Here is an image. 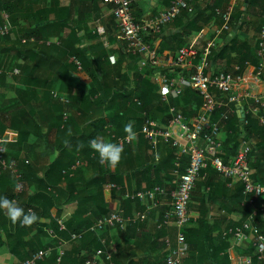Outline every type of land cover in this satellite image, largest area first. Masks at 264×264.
<instances>
[{"label": "crops", "instance_id": "0c3cea01", "mask_svg": "<svg viewBox=\"0 0 264 264\" xmlns=\"http://www.w3.org/2000/svg\"><path fill=\"white\" fill-rule=\"evenodd\" d=\"M244 1L245 0H187L185 2L182 7L181 15L177 17L180 22L184 24V27H178L177 31L184 32V30H187L186 32H191V35L187 37L184 48L192 50L195 56L187 58L184 62L180 63L179 52L173 53L171 51H166L163 55H159L157 52V62L156 64H152L157 70L154 75L149 77L152 88H139L141 93H143L141 96L143 100H135V106H130L131 113H129V117L132 119L130 123H137L141 118L143 126L145 120L144 114L154 119L151 115L152 113L156 116L155 120L169 125V118L171 115L163 111L165 106L160 103L158 98L163 94L162 88L155 82V76L167 74H169V76H174L182 70V73L185 74L186 77H189L194 70V66L200 62V58L207 44L211 41H215L216 47L209 58L211 63L210 71L224 73L234 76L235 78L241 77L240 81L235 82L234 88L239 96H243L242 103L238 104L236 108L238 117L244 120L246 114H249L253 117L252 123L258 121L261 126L264 125L260 121V117H264V108L260 110L259 115H255L252 112L254 108L253 97L264 95V74L258 77L256 73V66L258 63V56H256V53L260 32L264 25L262 19L264 9L259 3L249 7L250 0H248V2L247 0L246 2ZM15 2H19L20 7L27 3L35 2L42 18L50 19V21L68 18L69 22L66 24L68 27L65 29L66 32L63 33V39L65 41L67 40V36L70 33L69 28H80L82 42L80 47L90 49L94 46H98L99 50H97V55L100 59H104V55L107 57L105 59L106 65L102 66L104 71L106 73L109 71L112 79L115 78L114 75L116 73H120L124 76L123 81L118 80L120 83L115 88L118 97L111 95L113 98L112 101L103 103L105 105L101 104L100 106H96L91 104L90 106L83 101H79L77 96L87 92L89 85L86 82L87 76L83 78L80 68L77 69L68 86V88H72V93L66 90L62 91L61 80L58 79L59 75L64 72L62 61L65 60L69 52L76 47L75 42L64 43L62 46L59 45L60 43L58 44L59 46L54 45V43L50 46L45 44L44 46L46 47L43 48L44 54L42 57L41 55L37 57L39 62L37 69H27L22 75L19 69H17L19 70L18 74H6L7 80H4L0 85V93L4 94L0 103L5 116H13L20 108H27L29 111L32 110L38 113L39 124L42 127L43 137L37 140L33 148L28 147L31 152L30 160L32 162L38 160V167L45 168L52 159H55L61 153L63 148L72 151V154H74L76 147L74 142L76 140L78 141V139L80 140L81 137L79 136L82 132H84L83 134L91 135L95 138L97 144L102 147V153L105 156L110 153L113 154L115 148L111 143V139L108 136L102 135L103 129L99 127L102 125L100 122L103 115L102 110L104 111L105 107L118 109L119 106H125L126 91H129L133 95L139 93L133 84L136 81V76L141 72L142 66L138 61L141 60V57L134 59L123 50L125 41L118 27L117 20L112 14V6L104 4L102 0H0V25L8 24L14 29V26L11 24V14L9 11H6V8L12 12L14 10L13 5L18 4ZM131 4L135 21L144 24L152 22L161 12H164L168 8L170 2L167 4L163 0H131ZM229 8H232L229 30L223 31L218 35V30H220L224 24L222 14L226 13ZM246 9L247 11L242 15L239 24H236V14H238L240 10L245 11ZM78 10L82 18L79 19L77 15H73V18L69 19L67 13L70 14L71 11L73 14H76L75 11ZM195 16L199 17L198 20L192 21ZM189 21L193 23L191 27L193 31L188 28ZM171 22L172 21L169 23ZM169 23L162 26L161 32H165L162 36L169 35V29L171 28V24ZM99 27L105 29L104 35L98 34L97 30ZM194 27H201V29L195 31ZM147 35L148 39L151 38L150 33ZM15 39L16 35L12 32L8 38L0 41V62L8 67V70H16V63L23 64L25 62L24 53H17L11 50L10 46ZM49 40H53L55 44H57L56 37H52ZM234 40H236L235 44L232 43ZM161 43L162 41L158 40L154 45L152 44V46L149 43L147 44L156 50ZM99 46L102 47L100 48ZM9 56L10 58L8 59ZM245 57L248 60L241 63V60ZM114 66H117V68L115 69ZM17 76H22V83H18V81L15 80ZM124 80H127V82ZM53 86H55V89L50 93ZM190 87L196 90L192 86ZM187 88H185L182 96H185L184 94ZM97 89L100 93H104L105 91H109L111 87H103L100 85ZM211 92L218 104L226 102L227 98L225 95L214 89ZM245 92H249L252 97L245 98ZM54 93H58L60 97L57 95V98H60L61 101L62 98H64L66 100L64 102L66 103H68V99L70 100L74 97V100L70 103V105L74 106L72 109L64 106V111L68 112L69 115L67 128H60L57 126V123L60 121L58 116L60 112L52 102V96L56 99ZM172 99L176 98H170L166 103L168 106L171 104ZM142 102L146 103L144 106L147 108L143 111H141V108H143ZM203 105L198 111H196L197 105L195 102L186 103L181 101L178 106L172 105L171 107L174 106L177 110H181L188 118V121H192L202 111ZM240 106L243 107L244 111L243 119L239 113ZM215 117L216 114H213L210 116V120L213 122L218 121ZM225 126H221L220 132L217 135V139L223 144L222 153L219 156L222 160L224 159L223 161L225 163L231 164L234 156L239 152L242 146L243 138L242 136L238 139L235 138L234 133L227 131ZM235 127L236 125H234L232 130H234ZM171 129L175 133L178 131L176 127ZM140 131L138 135L141 134ZM255 135L257 134H254L253 138H251L252 142L259 143V138ZM129 138V140L133 142L132 136H129ZM234 140L237 142L236 144H234ZM147 141L151 144L149 140ZM262 149L264 150V146H262ZM146 150H149L148 152L150 154L152 152L155 154L157 163H160V165L155 164L157 167L156 172L152 171L149 172V174L136 173L134 177L130 179L127 185L128 188L130 191H135L136 193L137 191H146L156 186H161L166 189V192L170 193V191L178 187L180 175L185 172L188 165V156H179L176 149L177 155L171 157L172 147L164 143H160L156 147L153 146L151 149H148V146L144 149H142V147L138 149L137 144L134 143L135 153L140 151L144 154H148ZM174 150L175 148L172 151ZM24 152L26 151L21 152V157L25 155ZM178 162L180 163V167L177 174L176 163ZM83 167V180L92 178L98 171V169L93 170L87 165ZM210 167H212V171L209 182L214 186L218 185L220 191V187L224 185L225 182H228V194L230 198H232V201L230 202L221 197L220 194L214 193L213 197L215 200L208 201L211 186H202L201 182H203V180L197 182L190 202V211L196 217H205L206 226L200 229L197 224L186 226L191 231L189 232L190 243L187 241L190 250L185 257V261L188 264H198L197 259H195V254H197V249H200L204 256L200 264H227L226 262L229 258L230 264H252L253 258L257 255L253 235L246 233L244 237L234 236L229 235L228 230L236 226L242 227L246 220V212L253 211V207L249 206L245 208L241 205L240 187L242 183L237 178L222 177L212 165ZM252 170L255 174V170L253 168ZM256 181L259 182L258 180ZM3 189L4 186H1L0 207H3L5 215L0 216V223H2V225H0V233L8 240L10 237H13V235H6L2 230L11 228V224L7 222L8 216L11 217L13 224L15 220L13 219L12 207L3 205ZM30 191H35L34 185L30 188ZM107 194L110 196V192ZM112 202H114L115 205L114 210L122 205L127 212L124 202H122L119 197H116ZM202 207L208 209L207 213L201 211ZM74 208L75 206L72 204L66 206L64 208V214H69ZM132 210L133 207L130 208V213H132ZM157 211V213H152L149 220L133 224L127 230L109 228L104 232H100L97 237L101 239V243L102 240L106 242V245L102 244V248L112 252L111 262L103 260L100 264H163L165 261L163 256L165 254L166 257L168 254L165 241L166 239H171L174 243L177 231L175 217L172 215L166 227L158 229L156 224L157 219L163 221L166 215L173 211L172 199L169 195L161 198V205ZM256 224L261 232L264 233V217H258ZM34 237H37V233H28L24 236V240L29 242ZM53 238H55V235H50L49 233V236H45L38 241L44 246L50 247L54 243ZM202 239H204L205 242L209 241L206 245L207 247H205V243ZM61 242L64 243L65 254L69 261L68 264H76L77 258L75 255L78 251L83 252V254L86 251H93L92 247H89L86 251L81 249V242L74 243L66 240ZM76 244L78 245L75 247ZM114 247L116 248L115 252L113 251ZM74 248L75 250L73 252ZM21 254L23 253L21 252ZM20 262L21 260L13 254L9 246L3 245L0 247V264H20Z\"/></svg>", "mask_w": 264, "mask_h": 264}, {"label": "trees", "instance_id": "16d2710c", "mask_svg": "<svg viewBox=\"0 0 264 264\" xmlns=\"http://www.w3.org/2000/svg\"><path fill=\"white\" fill-rule=\"evenodd\" d=\"M163 1L167 4L170 2L168 5L169 7L172 0ZM244 2H246V0ZM15 3L18 4L13 5L14 10L12 12L8 8H6V11H9L11 14V24L14 26L12 32H14L16 35V39L10 46L11 50L17 53L25 54V62L23 64H15V68L21 71V75L22 73L26 72L27 69L35 70L38 68L39 62L37 57L40 55L42 57L44 54L43 48L46 47L44 46L45 43L49 41L50 38L56 37V39L60 42V46H62L64 43L72 42H75L76 45V47L69 52L68 57L62 61L64 72H62L58 78L61 80L62 91L66 90L71 92L72 88H68L69 83L77 69L80 68L83 78L87 76V81H85L89 85L87 92L77 96L79 101H83L90 106L91 104L100 106L107 101H112L113 98L111 95L118 97L115 88L120 83L118 80L123 81L124 76H122L120 73H116L113 80L110 77V72L108 71V73H106L104 71L102 66L106 65L105 59L107 57L104 55V59H100V57L97 55V50H99L98 46H94L90 49H84L80 47L82 44L80 28H69L70 33L68 34L67 40L65 41L63 39V33L66 32L65 29L68 27V25H66L69 22L68 18L50 21V19L42 18L41 14L38 12V7L36 6L35 2L27 3L22 7H20L19 2ZM256 3L261 4L264 9V0H250L249 7L255 5ZM247 9L245 11L240 10V12L236 14V24H239L242 19V15L246 13ZM75 13L76 14H73L71 11L70 14L67 13L69 19H72L73 15H77L79 19L82 18L79 10L75 11ZM198 18V16H195L192 21L198 20ZM192 21H189L188 23V28H190L191 31H193L191 28L193 25ZM169 24H171L169 35L162 36L165 32L162 31L156 33L151 30L149 32L151 34V38L148 39V35L146 36V41L151 46L152 44L154 45V43L158 40L162 41L160 46L156 49L159 55H163L166 51H171L173 53L179 52L185 47L187 37L191 35V32H186L187 30H184V32L177 31L178 27H184V24L180 22L179 18L175 19ZM194 28L195 31L201 29V27ZM4 39L5 38L0 39V41ZM31 39H34V42H32ZM232 43L235 44L236 40H234ZM54 45L59 46L55 43ZM99 47L101 48L102 46ZM123 50L125 51V47ZM128 55L134 59L140 58V56H134L129 53ZM9 58L10 56L8 59ZM75 60H77L80 65H78ZM247 60L248 59L245 57L243 60H241V63H244ZM138 61L140 63V60ZM0 66H2L6 72L13 70H8V67H6L1 62ZM114 67L115 69L117 68V66ZM156 70L157 68H155L152 64L142 67L141 72L136 76V81L133 84L139 93L137 95H133L129 91H126L125 106H119L118 109L105 107L104 111L102 110L103 115L102 120H100L102 125L99 126L100 129H103L101 134L108 136L115 148L114 153H110L107 156L102 155V147L97 144L93 136L83 134L84 132H82L79 136L81 137L80 140L77 138L78 141L76 140L74 142L76 145L74 154H72V151L63 148L61 153L55 159H52V161L45 168L38 167V160L33 162L30 160L31 152L28 148H33V146L36 145L37 140L43 137L42 127L39 124L38 113L32 110L29 111L27 108H20V110H18L17 113L15 112L13 116L6 117L0 103V138L5 149L3 152V159L12 168H16L20 174V177H17V175L9 169L0 170V187L4 186V189L2 190L4 194L3 205H9L12 207L13 219L15 220L13 224L11 217H7V222L11 224V228H6L2 231L5 232L6 235H13V237H10L7 240V238L0 233V247L3 245L9 246L13 254L21 260L20 263L30 259L34 253L49 248L44 246L42 243H39L38 240L45 236H49L50 231L53 230L55 232V238H53L54 243L50 247H56L58 243L63 240L70 241L73 234L83 233V236L80 240L72 242H81V249H84L85 251L89 247L93 248L94 252L86 251V254H83V252L78 251L76 253V264H85L87 259L91 258L97 252V250L102 248L101 239L97 237L99 233L90 232L88 229L92 227L100 218L106 216L115 209L114 202L112 201L115 200L118 195L115 191H110V196H108L107 193L109 192L105 188L106 184L115 183L121 186L125 191L134 193L135 191H130L127 185L130 179H132L136 173L149 174V172L152 171L156 172L157 167L155 164L160 165V163H157L155 154L153 152L151 154L148 152L149 150H146L148 154H144L140 151L137 153L134 152V143L137 144L138 149L141 147L144 149L147 148V146L148 149H151L153 146L144 138L143 135H138V132L142 126V119L140 118L138 122L136 121L137 123H130V120L132 119L129 117V113H131L130 106H135L134 101L143 100L141 98L143 93H141L139 88H152L149 77L154 75ZM6 74L7 73L0 75V85L4 80H7ZM176 74L177 75L174 76H186L182 73V70ZM167 75L169 76V74ZM15 80H17L18 83H22L23 81L22 76H17ZM124 81L127 82V80ZM100 85L103 87H111V89H108L109 91H105L104 93H100L97 89V87ZM54 89L55 86L51 88L50 93L53 92ZM184 95L185 96H180L177 99H172V102L169 106L166 104L167 102L163 100L162 96L158 97L160 103L165 106L163 110L164 113L166 112L168 115H170V107L172 105L178 106L181 101L186 103L195 102L197 105L196 111H198V109L203 105L204 101L202 96L198 91L193 90L191 87L186 89ZM3 96L4 94L0 93V101ZM52 99L54 106H56L60 112V115H58L60 121L57 123V126L60 128H67L69 115L68 112L64 111V106L67 108L70 107L72 109L74 106L70 105V103L74 100V97H72L70 100L68 99V103L61 101L60 98L57 97L55 99V97L53 98L52 96ZM142 104L143 108H141V111L146 110L147 108L144 106L146 103L142 102ZM236 108L237 106H235V109ZM226 111L227 107L225 106L217 107L214 112V115L216 114L215 118L220 120L222 114H224ZM151 115L155 120L156 116L152 113ZM252 121L253 117L249 114H246V118L241 120L238 117L236 110L235 114L231 115L227 121L220 123V129L221 126L223 127L226 125V130L234 133L235 138L238 139L240 136H245V139H248L252 143L250 164L255 170L254 180H258L259 183H262L264 182V150L262 149V146H264V125L261 126L258 121L256 123H252ZM234 125H236V127L234 130H232ZM254 134H257L255 136L259 138V143L252 142L251 138H253ZM129 136H132L133 142L126 139ZM31 137L35 139V143L31 142ZM120 139L124 141L122 145L119 144ZM233 142L234 144L237 143L235 140ZM173 149L174 148H172V150ZM172 150L171 152L173 154L171 153V157H175L177 155V151L176 149L174 151ZM23 151L26 152H24L25 155L21 157V152ZM78 160L87 161L88 167H91L93 170L98 169L97 173H95L92 178L83 180L82 177L84 167H79L76 170L72 169ZM211 171L212 167H209L207 170V176L205 179H203V182H201L202 186H211V192L209 193L208 201L215 200L213 197L214 193L220 194L221 197L231 202L232 198H230L228 194V182H225L224 185L220 187V191L218 189V185L214 186L209 182L211 178ZM33 185L35 186V191L31 192L30 188ZM19 186L22 187L20 192L18 190ZM243 189L244 186L241 185V205L245 200ZM71 204L75 206L74 210L65 215L64 208ZM124 206L127 210V212H125L130 215L132 202L126 200L124 201ZM242 206L245 208L249 207L248 205ZM138 207L139 209H143V207L140 205H138ZM201 211L203 213H207L208 209L202 207ZM4 212L5 211L3 207H0V216L5 215ZM251 212L252 211L246 212L245 219L250 216ZM197 217L198 221L196 223H191L188 226L197 224L199 229L205 227V217ZM257 218L254 219L255 224ZM59 219L64 221L65 229L63 230L60 228L58 222ZM0 225H2V223H0ZM187 227L184 228L183 232L186 236V240L190 243L189 232L191 230ZM32 232H35V234L37 233V237L32 238L29 242L25 241L24 236ZM50 235L52 234L50 233ZM202 240L205 243V247H207L206 245L209 243V241L205 242L204 239ZM77 245L78 244H76L75 247ZM74 250L75 248L73 249V252ZM21 252L23 254H21ZM58 254V251L55 249L49 257L44 258L36 264H57ZM195 255L197 263L200 264L204 257L201 250L197 249V254ZM166 257L164 254L163 258L165 260ZM68 263L69 261L65 254L62 264ZM226 263L230 264V258ZM163 264H166L165 261ZM252 264H264V260L260 259L259 256L256 255L252 260Z\"/></svg>", "mask_w": 264, "mask_h": 264}, {"label": "built area", "instance_id": "2783aa9c", "mask_svg": "<svg viewBox=\"0 0 264 264\" xmlns=\"http://www.w3.org/2000/svg\"><path fill=\"white\" fill-rule=\"evenodd\" d=\"M104 4L112 6V14L117 20L118 27L125 41V51L134 56H140V65L145 67L148 64H156L157 51L147 44L146 36L154 30L157 33L161 32L162 26L166 25L170 21L175 20L181 15L182 7L187 0H172L171 5L161 12L152 22L138 23L134 19L131 0H102ZM232 8L222 14L224 24L217 34L220 35L223 31L229 30V23L231 19ZM264 22V11L262 14ZM99 35H104L105 29L99 27L97 30ZM12 34V28L8 24L0 25V39L9 37ZM34 42V39H31ZM25 42V41H24ZM55 41H47L45 44L52 45ZM56 43L60 42L56 40ZM216 47V42L211 41L207 44L200 62L194 66V70L189 77L186 76H168L159 75L155 76V82L162 88V98L165 102L170 98H179L183 95L185 88L192 86L195 88L204 100L202 111L192 121H188V118L183 114L181 110H177L175 107H170V121L169 125L160 123L148 117L146 114L144 124L140 133L151 142L153 146H158L160 143L175 148L180 155L188 156V165L183 174L180 175V181L178 187L170 193L166 192V189L161 186H156L150 190L139 191L129 193L125 191L121 186L115 183L106 184L107 191H115L122 202L129 200L132 202V213L126 214L122 205L116 210L111 211L106 216L100 218L92 227L88 230L90 232H104L109 228H119L121 230H127L133 224H138L149 220L152 213H157L159 206L161 205V198L169 195L172 199L173 211L166 215L163 221L156 220L157 228L162 229L169 224V219L172 216L175 217V226L177 228L175 242L171 239H166V247L168 254L165 260L166 264H188L185 261V257L190 250L189 243L186 240V236L183 232L184 228L191 223H196L198 218L194 216L190 211V202L192 194L196 188V184L199 180L205 179L207 176V170L212 165L217 172L225 178H237L244 186L243 194L245 200L242 205H248L253 207V211L250 216L245 220L242 227L236 226L228 230L229 235L244 237L246 233L252 234L254 237V244L256 247V254L260 259L264 260V234L259 229L258 225L254 223V219L257 217H264V182L259 183L254 180V173L250 166V153L252 151V143L242 136V146L234 157L231 164H226L219 156L222 153L223 144L217 139V135L220 132V123L225 122L229 117L235 114V106L241 104L243 96H239L234 88L235 82L240 81L241 77H234L224 73H216L211 70L210 56ZM195 53L188 49L183 48L179 51V62H184L187 58H192ZM258 64L256 66L257 76L264 74V25L261 29L258 43ZM78 65L79 62L75 60ZM178 62V63H179ZM18 74L19 70L7 71L0 66L1 74ZM217 90L226 96L227 100L224 103L218 104L215 100L212 90ZM57 97V94H55ZM245 98L252 97L249 92H245ZM62 101H66L62 98ZM254 108L252 112L255 115H259L260 110L264 108V95L259 97H253ZM227 107V111L222 114L220 120L213 122L210 120L217 107ZM260 121L264 124V117H260ZM176 127L178 129L175 133L171 128ZM127 140L130 138L127 137ZM120 145L124 143L122 139L119 140ZM4 147L2 140L0 139V170H11L17 177H20L16 168H12L4 159L3 152ZM104 156V154H103ZM87 162L78 160L73 170L79 167L86 166ZM176 173L180 163H176ZM19 192L22 187L19 186ZM262 199V200H260ZM138 205L143 207L139 209ZM60 228L65 229L64 221L58 220ZM52 235H55L53 230L50 231ZM83 233L73 234L71 236L72 241H78L82 238ZM102 244L106 245V242L102 240ZM58 251L57 264H62L63 257L65 256L64 243L59 242L56 247H49L46 250H41L32 255V257L20 264H36L37 262L47 258L51 255L53 250ZM116 251V248H113ZM103 260L111 262L112 252L100 248L85 264H100Z\"/></svg>", "mask_w": 264, "mask_h": 264}, {"label": "water", "instance_id": "95a60500", "mask_svg": "<svg viewBox=\"0 0 264 264\" xmlns=\"http://www.w3.org/2000/svg\"><path fill=\"white\" fill-rule=\"evenodd\" d=\"M247 2H248V0H247ZM239 113H240L241 118L243 119L244 118V111H243L242 106H240V108H239Z\"/></svg>", "mask_w": 264, "mask_h": 264}, {"label": "rangeland", "instance_id": "374dc122", "mask_svg": "<svg viewBox=\"0 0 264 264\" xmlns=\"http://www.w3.org/2000/svg\"><path fill=\"white\" fill-rule=\"evenodd\" d=\"M54 94H57L58 97H60V95H59L58 93H54ZM30 139H31V142H32V143H35V139H34L33 137H31ZM85 162H87V161H85Z\"/></svg>", "mask_w": 264, "mask_h": 264}]
</instances>
